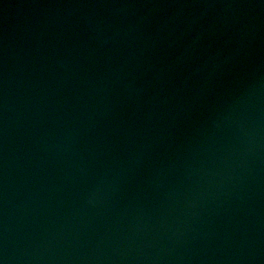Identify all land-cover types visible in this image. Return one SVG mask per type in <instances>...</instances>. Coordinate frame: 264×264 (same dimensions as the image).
<instances>
[{
	"label": "water",
	"instance_id": "1",
	"mask_svg": "<svg viewBox=\"0 0 264 264\" xmlns=\"http://www.w3.org/2000/svg\"><path fill=\"white\" fill-rule=\"evenodd\" d=\"M0 264H264V0H0Z\"/></svg>",
	"mask_w": 264,
	"mask_h": 264
}]
</instances>
